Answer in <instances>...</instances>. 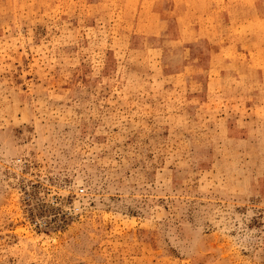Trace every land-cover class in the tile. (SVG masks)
Returning <instances> with one entry per match:
<instances>
[{
  "label": "rangeland",
  "instance_id": "obj_1",
  "mask_svg": "<svg viewBox=\"0 0 264 264\" xmlns=\"http://www.w3.org/2000/svg\"><path fill=\"white\" fill-rule=\"evenodd\" d=\"M0 264H264V0H0Z\"/></svg>",
  "mask_w": 264,
  "mask_h": 264
}]
</instances>
